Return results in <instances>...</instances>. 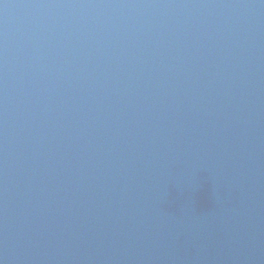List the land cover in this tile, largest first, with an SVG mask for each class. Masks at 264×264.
<instances>
[{"label": "water", "instance_id": "water-1", "mask_svg": "<svg viewBox=\"0 0 264 264\" xmlns=\"http://www.w3.org/2000/svg\"><path fill=\"white\" fill-rule=\"evenodd\" d=\"M0 261L264 264V3L0 0Z\"/></svg>", "mask_w": 264, "mask_h": 264}, {"label": "clouds", "instance_id": "clouds-1", "mask_svg": "<svg viewBox=\"0 0 264 264\" xmlns=\"http://www.w3.org/2000/svg\"><path fill=\"white\" fill-rule=\"evenodd\" d=\"M262 3H264V0H261ZM7 7V6H5ZM21 8H25V9H28V8H36V7H42L41 5H20ZM44 7H47V6H44ZM0 264H3V261H0Z\"/></svg>", "mask_w": 264, "mask_h": 264}]
</instances>
